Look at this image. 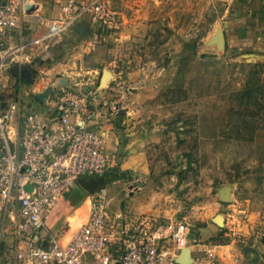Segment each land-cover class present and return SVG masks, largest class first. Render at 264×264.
<instances>
[{
    "label": "rangeland",
    "instance_id": "rangeland-1",
    "mask_svg": "<svg viewBox=\"0 0 264 264\" xmlns=\"http://www.w3.org/2000/svg\"><path fill=\"white\" fill-rule=\"evenodd\" d=\"M18 1L49 20L68 0ZM96 1L102 17L81 18L41 59L53 81H88L96 97L94 126L118 162L104 176L110 209L164 222L178 206L200 241L264 264V61L209 39L235 18L233 0H75ZM82 22L87 37L69 39ZM88 202L74 186L50 228L71 235Z\"/></svg>",
    "mask_w": 264,
    "mask_h": 264
},
{
    "label": "built area",
    "instance_id": "built-area-1",
    "mask_svg": "<svg viewBox=\"0 0 264 264\" xmlns=\"http://www.w3.org/2000/svg\"><path fill=\"white\" fill-rule=\"evenodd\" d=\"M102 11L98 1L68 0L45 20L35 2L0 0V264H179L185 248L189 264H237L191 233L178 206L164 222L132 218L110 209L105 186L84 190L87 213L68 240L48 226L80 178L118 166L94 126L98 105L88 81H53L41 59L81 18ZM47 89L39 100L36 94Z\"/></svg>",
    "mask_w": 264,
    "mask_h": 264
},
{
    "label": "crops",
    "instance_id": "crops-1",
    "mask_svg": "<svg viewBox=\"0 0 264 264\" xmlns=\"http://www.w3.org/2000/svg\"><path fill=\"white\" fill-rule=\"evenodd\" d=\"M233 2L234 6H236L234 9L235 18H229V21H225L223 26L219 28L223 32V46H227V44H229L233 47L237 46L238 48L253 49L252 52L248 54L250 58L255 61H264V0H233ZM228 14L230 15V12H228ZM217 30L218 28L210 33L209 39L212 44H214L215 41L218 47L214 38ZM87 33V28L82 22L79 24L76 31L68 35V38L72 39L71 37H79V35L80 37H82V35L87 37ZM67 43L70 42L68 41ZM63 70L67 71L66 69H62V71ZM62 208L63 207L56 209L51 214L50 218H55L57 216L60 217V215L63 214L61 213ZM50 218L48 219L49 227L54 225L53 219L51 220ZM71 235L65 233L62 237L63 242L68 240ZM227 247L228 244H221L217 246V249L219 248L218 251L224 255L222 257L223 261L230 263L232 262L230 259L232 253L230 250H226ZM228 255L230 256L228 257Z\"/></svg>",
    "mask_w": 264,
    "mask_h": 264
},
{
    "label": "water",
    "instance_id": "water-1",
    "mask_svg": "<svg viewBox=\"0 0 264 264\" xmlns=\"http://www.w3.org/2000/svg\"><path fill=\"white\" fill-rule=\"evenodd\" d=\"M218 46H223V32L221 29H218L214 36ZM12 73L17 75V69H13ZM20 76L27 82H31L30 72L27 69H22L20 71ZM105 76H109L108 73H103L101 81H103ZM62 84L66 82L61 81ZM51 89H47L45 92L36 94V97L39 100H43L46 97L47 92H51ZM106 182V178L104 176L97 177H89V178H80L79 184L80 186L88 193L92 194L97 188L104 186ZM179 264H189L190 261V252L188 248H185L181 251L179 258L176 260Z\"/></svg>",
    "mask_w": 264,
    "mask_h": 264
},
{
    "label": "trees",
    "instance_id": "trees-1",
    "mask_svg": "<svg viewBox=\"0 0 264 264\" xmlns=\"http://www.w3.org/2000/svg\"><path fill=\"white\" fill-rule=\"evenodd\" d=\"M112 170H113V168L112 169H110V170H108L105 174H104V176H106V177H108V176H111V177H116V174H114L113 172H112ZM198 236V238H199V240L201 239L200 238V236L199 235H197Z\"/></svg>",
    "mask_w": 264,
    "mask_h": 264
},
{
    "label": "bare ground",
    "instance_id": "bare-ground-1",
    "mask_svg": "<svg viewBox=\"0 0 264 264\" xmlns=\"http://www.w3.org/2000/svg\"><path fill=\"white\" fill-rule=\"evenodd\" d=\"M37 7H39V5L37 4Z\"/></svg>",
    "mask_w": 264,
    "mask_h": 264
}]
</instances>
